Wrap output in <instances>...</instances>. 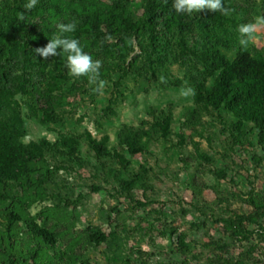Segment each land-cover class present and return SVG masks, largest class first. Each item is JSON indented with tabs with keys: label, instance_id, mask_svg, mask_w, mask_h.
<instances>
[{
	"label": "rangeland",
	"instance_id": "1",
	"mask_svg": "<svg viewBox=\"0 0 264 264\" xmlns=\"http://www.w3.org/2000/svg\"><path fill=\"white\" fill-rule=\"evenodd\" d=\"M26 2L0 0V120L39 151L24 177L0 186V264L3 251L18 260L33 246L30 222L54 235L46 264H264V146L252 124L236 131L231 114L194 99L199 84L210 92L213 83L200 60L208 44L229 60L239 49L264 59V25L246 47L238 32L264 17V0L201 10L210 28L185 35L187 52L157 0ZM126 20L137 28L123 40L87 34ZM69 22L67 35L101 62L99 91L72 77L63 55L35 51ZM151 38L166 51L151 49ZM87 135L106 137L109 156L98 158ZM135 135L140 152L131 155ZM11 212L20 219L10 222ZM94 232L105 236L99 245Z\"/></svg>",
	"mask_w": 264,
	"mask_h": 264
},
{
	"label": "trees",
	"instance_id": "2",
	"mask_svg": "<svg viewBox=\"0 0 264 264\" xmlns=\"http://www.w3.org/2000/svg\"><path fill=\"white\" fill-rule=\"evenodd\" d=\"M157 1L162 13L168 14L174 20L176 31L180 35L177 45L181 52L189 51L184 38L186 34L200 37L201 33L210 28V20L201 17L199 12L191 15L180 14L172 7L173 0ZM136 28L137 26L133 25L130 20H126L121 21L117 27L109 26L107 31L93 30L87 34L93 35L96 42L105 43L112 37L123 40ZM156 41H158L157 38H151V49L157 50L161 47V50L166 51V46L158 45ZM27 52L28 47L25 46V54ZM192 53L196 55L195 50ZM200 60L206 65L209 77L213 78V83L210 92L204 83L197 86L194 95L195 102L214 111L224 110L231 114L236 119L234 123L236 131H240L245 123L252 124L253 130L257 132L258 143L264 146V59L256 58L247 50L239 49L229 60L215 50L214 45L208 44V48L205 49V54L200 57ZM158 125L162 136H166L167 120ZM20 136V126H12V124L0 120V186L24 177L29 172V162L37 157L36 153L39 148L34 144L20 143L18 141ZM86 139L89 148L98 158L109 156L106 137L98 141L87 135ZM62 143L68 148V156L72 158L75 153L74 143L64 138ZM139 144L138 135L129 141L128 149L131 155L140 152ZM3 199H6V196L0 194V200ZM19 219L16 213H9L10 222ZM29 231L34 240L33 246L28 248L25 256L19 255L18 260L13 254L3 251L4 264H17L21 260L30 264H46V259L43 257L46 253L44 249H53L54 235L34 222H30ZM89 240L99 245L105 240V236L100 232H94L89 235Z\"/></svg>",
	"mask_w": 264,
	"mask_h": 264
},
{
	"label": "clouds",
	"instance_id": "3",
	"mask_svg": "<svg viewBox=\"0 0 264 264\" xmlns=\"http://www.w3.org/2000/svg\"><path fill=\"white\" fill-rule=\"evenodd\" d=\"M38 0H27L24 9L32 10L37 5ZM173 9L180 14H193L201 10L219 11L227 13L229 9L224 6V0H173ZM24 13H20V19L23 20ZM264 25V17H258L255 23H245L238 26L240 34L239 43L242 47H246L253 39L257 28ZM58 31L49 39L46 46L37 48L35 51L44 58L49 56L56 57L63 55L65 57V67L72 77H87L93 83H99L100 88L103 87V81H99V70L101 62L94 60L93 57L84 51L80 41L71 38L70 33L76 30L75 22L60 23ZM61 49V51H58ZM186 95L187 93H182Z\"/></svg>",
	"mask_w": 264,
	"mask_h": 264
}]
</instances>
